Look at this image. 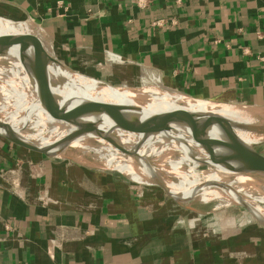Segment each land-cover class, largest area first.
<instances>
[{"label": "crops", "instance_id": "crops-1", "mask_svg": "<svg viewBox=\"0 0 264 264\" xmlns=\"http://www.w3.org/2000/svg\"><path fill=\"white\" fill-rule=\"evenodd\" d=\"M0 15L31 20L70 67L108 58L194 98L264 107V0H0ZM190 213L0 136V264H264V226Z\"/></svg>", "mask_w": 264, "mask_h": 264}, {"label": "bare ground", "instance_id": "bare-ground-1", "mask_svg": "<svg viewBox=\"0 0 264 264\" xmlns=\"http://www.w3.org/2000/svg\"><path fill=\"white\" fill-rule=\"evenodd\" d=\"M0 36L21 37L22 40L15 41L0 54V118L7 121L10 131L34 149L47 151L56 157L72 156L80 160L79 154L68 152L69 146L80 147L85 152L91 151L101 164L126 173L134 181L146 178L153 182L155 175L174 197L198 203L217 199L223 205L243 202L257 219L264 220L261 206L264 204V181L244 177L221 152L196 144L195 131L184 122L164 118L119 129L103 117L100 121L65 126L51 120L46 109L64 104L103 102L121 107H140L144 116L173 107L183 108L235 122L242 128L233 126L234 133L251 146L264 141V133L250 130L264 127L263 112L258 113L255 107L250 106L201 102L164 86L158 80L153 85L137 88L126 81L119 84L118 92H100L78 79L75 72L66 70L59 60L52 58L54 62L47 67L34 63V59L42 60L44 55L51 58L53 49L46 45L45 33L34 23L27 21L15 25L0 20ZM69 128L100 131L102 135L71 139L65 135ZM211 133L218 135L213 130ZM202 164L206 168L198 171ZM170 176L177 181L169 179ZM168 186H177L182 192L174 195Z\"/></svg>", "mask_w": 264, "mask_h": 264}, {"label": "water", "instance_id": "water-1", "mask_svg": "<svg viewBox=\"0 0 264 264\" xmlns=\"http://www.w3.org/2000/svg\"><path fill=\"white\" fill-rule=\"evenodd\" d=\"M17 38L13 36H0V54L4 53L12 43L21 40V37ZM34 61L35 64L41 67H47L49 63L54 62L52 58L46 55L42 57V60L34 59ZM65 69L70 72H75L69 67H65ZM46 114L51 120L64 124L65 126H73L74 123L83 121H100L105 117L119 129H124L125 126L133 123L156 122L164 118H176L195 131L194 141L196 144L206 149L221 152L233 164L237 172L244 177L257 179L260 182L264 181V156L256 151L253 146L243 142L232 129L233 126L238 125L225 118L213 116L205 112L189 111L175 107L142 116L140 107H121L103 102L53 106L46 109ZM2 119L0 118V136L24 150L45 155L48 153L47 151L34 149L22 138L10 131L7 127L9 124ZM238 127L242 128L240 125ZM212 130L218 135H212ZM216 130L222 133L220 134ZM250 130L256 133H264V127H254ZM65 135L71 139H80L85 137H98L102 135V132L69 128V131ZM134 150H137V147ZM153 182L163 192L178 200L163 188L155 175ZM235 204L250 209L246 203L235 202ZM262 224L264 226V223Z\"/></svg>", "mask_w": 264, "mask_h": 264}, {"label": "rangeland", "instance_id": "rangeland-1", "mask_svg": "<svg viewBox=\"0 0 264 264\" xmlns=\"http://www.w3.org/2000/svg\"><path fill=\"white\" fill-rule=\"evenodd\" d=\"M0 20L7 22V23L15 24V25L23 24L27 21H30L31 23H33L31 20H28L27 18H24L21 20H18V19L14 20L8 17L7 18L3 17L1 15H0ZM45 42L47 46L51 47V44L46 39H45ZM50 55H51V58L57 61L58 60L61 61L64 66L69 67L73 71H75V73L79 76L78 79L81 78L84 82H87L90 86L94 87L100 92H107V91L118 92L120 85H122L123 82H126V81L136 88L140 86H145V85L146 86L153 85L154 83H156L155 81L157 80L164 86H167L161 81V78L157 74H155L154 72H151L147 68L122 66L120 64H117L116 60L111 61V59L108 60L107 58V60L105 59L103 63H99V65L95 64L93 68L84 66L82 69L81 68L79 69L76 67H70L69 65H66L64 61L57 58L55 50L53 49ZM195 99L201 102L208 101V102L217 103L220 105L223 104L226 106H232V105L249 106L247 104L237 102V101L220 102V101L200 99V98H195ZM250 107L254 108V106H250ZM254 109L258 113L263 112L264 114V107H258V108L255 107ZM253 147L256 151H258L260 154L264 156V141L257 145H254ZM68 152L77 154V156L79 154L78 157L81 159L76 160L75 158L73 159L72 156L56 157L49 153H47L46 155L50 156L53 160H63L65 162L73 164L74 166H77L78 168H82L84 170H95V171H100V172H107V173L119 176L132 184L147 186L149 188H156L157 190L163 192L161 189L157 187L156 184H154L150 180L148 181V179L146 178L142 179L141 181H134L129 176H127L126 173L118 171L114 169L113 167H111L110 165L107 166V165L101 164L98 159L93 157L94 154L91 151L85 152L80 147L69 146ZM202 165L197 168L198 171H201L206 168V165L204 164ZM109 166L111 168H109ZM168 178L174 182L177 181V179L173 176H170ZM144 180H146V183L144 182ZM186 185H189L192 188H196L192 186L191 184H186ZM168 187L174 195L178 194V192L180 191V188L177 186H168ZM163 194H165L166 198H168L172 203L177 204L180 208L184 209L185 211H188V212L190 211L191 212L190 214H193V216L203 219L206 222H227L228 224H233L234 226H239L243 224L244 222H256L260 226H263L262 223H264V220L257 219L253 215L252 210L242 207L238 204H235L234 202L228 205H223L222 202H220L219 200L213 199L205 203H198V202H193V200H185V199H181L180 197H176L179 200L178 201L174 199L173 197H171L169 194H166L165 192H163ZM261 206H262V209H264V204H261Z\"/></svg>", "mask_w": 264, "mask_h": 264}, {"label": "built area", "instance_id": "built-area-1", "mask_svg": "<svg viewBox=\"0 0 264 264\" xmlns=\"http://www.w3.org/2000/svg\"><path fill=\"white\" fill-rule=\"evenodd\" d=\"M134 5L138 9H144L147 8L151 3L152 0H133ZM162 20H155L151 23L152 26L161 27Z\"/></svg>", "mask_w": 264, "mask_h": 264}]
</instances>
